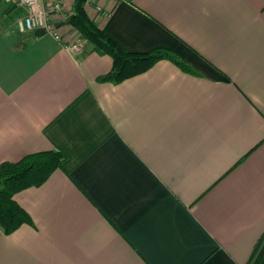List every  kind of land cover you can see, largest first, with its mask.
Instances as JSON below:
<instances>
[{
  "label": "crops",
  "instance_id": "obj_1",
  "mask_svg": "<svg viewBox=\"0 0 264 264\" xmlns=\"http://www.w3.org/2000/svg\"><path fill=\"white\" fill-rule=\"evenodd\" d=\"M86 9L123 49H166L191 71L165 59L101 82L111 56L22 34L24 10L0 0V165L67 157L15 195L32 222L0 225V264H264V0ZM50 22L81 37L62 14Z\"/></svg>",
  "mask_w": 264,
  "mask_h": 264
},
{
  "label": "trees",
  "instance_id": "obj_2",
  "mask_svg": "<svg viewBox=\"0 0 264 264\" xmlns=\"http://www.w3.org/2000/svg\"><path fill=\"white\" fill-rule=\"evenodd\" d=\"M86 3L87 0H74V11L67 19V23L79 31L81 37L93 46L94 51L113 58V69L101 76L99 81L121 83L150 70L157 62L165 59L175 62L184 70L191 71L184 61L166 49L147 53L123 49L92 20ZM66 158L62 151L51 150L29 154L18 162H4L0 165V225L7 234H12L22 225L32 222L29 213L15 200V195L22 190L45 183L53 172L63 166ZM263 248L264 238L257 245L255 256ZM257 258L259 259L260 255ZM257 261L252 264H256Z\"/></svg>",
  "mask_w": 264,
  "mask_h": 264
},
{
  "label": "built area",
  "instance_id": "obj_3",
  "mask_svg": "<svg viewBox=\"0 0 264 264\" xmlns=\"http://www.w3.org/2000/svg\"><path fill=\"white\" fill-rule=\"evenodd\" d=\"M9 5H15L24 10L17 18L16 24L22 34H29L38 28H45L53 37L62 43L63 47L72 52H82L88 41L82 37L65 42L62 34L50 22L51 14H62L65 21L72 15L67 14L65 0H4Z\"/></svg>",
  "mask_w": 264,
  "mask_h": 264
}]
</instances>
